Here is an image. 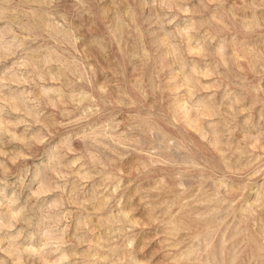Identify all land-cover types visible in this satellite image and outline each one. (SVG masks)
<instances>
[{"label": "rangeland", "instance_id": "374dc122", "mask_svg": "<svg viewBox=\"0 0 264 264\" xmlns=\"http://www.w3.org/2000/svg\"><path fill=\"white\" fill-rule=\"evenodd\" d=\"M0 264H264V0H0Z\"/></svg>", "mask_w": 264, "mask_h": 264}]
</instances>
